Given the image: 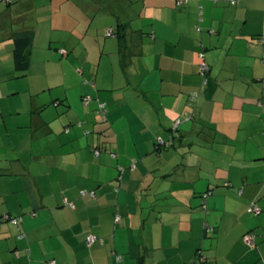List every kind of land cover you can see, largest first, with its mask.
Masks as SVG:
<instances>
[{
	"label": "crops",
	"instance_id": "crops-1",
	"mask_svg": "<svg viewBox=\"0 0 264 264\" xmlns=\"http://www.w3.org/2000/svg\"><path fill=\"white\" fill-rule=\"evenodd\" d=\"M80 2L0 0V101L14 98L8 114L16 115L0 121L15 129L0 144V264H193L198 249L207 259L201 264H264V40L257 39L264 0H202L200 31L197 0H92L97 6L86 27ZM117 22L128 25L121 46L106 35ZM54 29L65 34H49ZM18 35L30 38L29 60L48 36V50L56 46L67 58L98 46L88 103L66 108L61 92L43 94V84L24 78L15 82L14 74L28 70L14 66ZM199 51L210 65L205 84L197 72ZM105 53L112 59L100 80ZM202 84L193 110L188 94ZM100 102L106 120L95 124ZM46 104L54 105L50 118L41 112ZM2 110L0 104V116ZM188 110L193 119L185 118ZM177 117V148L155 151V137L167 138ZM188 153L196 157L190 173ZM208 162L229 168L213 172ZM178 164L181 174H172ZM159 177L170 182L165 190L152 189ZM207 189L203 210L200 194ZM251 200L261 208L258 216L245 211ZM247 230L255 235L252 250L242 241ZM88 234L99 240L88 245Z\"/></svg>",
	"mask_w": 264,
	"mask_h": 264
},
{
	"label": "rangeland",
	"instance_id": "rangeland-1",
	"mask_svg": "<svg viewBox=\"0 0 264 264\" xmlns=\"http://www.w3.org/2000/svg\"><path fill=\"white\" fill-rule=\"evenodd\" d=\"M83 7V15H82V22L84 26L86 27V23L89 17L93 14V10L91 9L92 6H97L95 4H92V0H81ZM80 2V3H81ZM97 8V7H96ZM93 19V18H92ZM89 22L88 24H90ZM95 27L91 26L89 27L88 31L89 33L94 32ZM48 29H46L47 31ZM50 30L49 34L54 33L57 34H65L62 30L57 29ZM61 31V32H60ZM60 32V33H59ZM51 38V37H50ZM87 38V37H86ZM103 39L104 37L101 36ZM107 38V37H106ZM46 46L41 47L38 46L37 49H34L33 55L31 57L30 67L26 71V73H18V76L14 74L16 77L15 82H20L23 78L25 81L31 80L35 84H43V87H46V91L43 94H48L50 92H58L62 93L63 95H66L67 99L64 101L65 107L70 109H79L83 107L82 102V94L87 93L88 95L91 94L89 91V87L93 86V77L95 75V71L97 69V64L99 63V59L101 57V52L98 46L94 44V46H88L86 51L77 52V54H73L70 58H67L66 56L61 55L60 48H56V46L52 47L50 50H48L47 43L50 40L49 36L46 38ZM84 41L88 44L89 42L84 39ZM70 54V53H69ZM112 59V55L110 54H103L101 61H100V80L101 75L109 72L110 68V61ZM90 65L93 66L92 70H89ZM7 69L4 67V72H6ZM85 71V72H84ZM84 72V73H83ZM24 74V75H23ZM52 84H55V86L48 87ZM48 87V88H47ZM22 94V93H21ZM24 94V93H23ZM26 94V93H25ZM86 95V94H84ZM64 97V96H63ZM15 100L11 96L7 98H4L3 101H0V104H3L4 113L2 116H0V121L3 118L4 120L11 122L12 120L16 119L15 114H8L9 110L13 111L14 103L12 102ZM49 101V100H48ZM78 101V102H77ZM48 103V102H46ZM67 104H69V107H67ZM105 103V102H104ZM47 105V104H46ZM54 106L53 104L47 105L41 112H43L47 117L50 118V108ZM105 109L106 104H105ZM96 112V109H95ZM13 113V112H12ZM97 113V112H96ZM99 119L98 123L95 124H103L102 121V115L98 114ZM23 117V115H21ZM3 124V122H1ZM4 129L3 132L0 133V144L2 147H4L5 143L8 142L11 138V135H15L13 131L15 132V129L12 125H9V127L5 130V127H0V130ZM4 151H9V149H3ZM228 151L229 148L227 149ZM233 153H235V149L232 148ZM10 152V151H9ZM185 155V154H184ZM213 157L218 156V153H214L212 155ZM186 164L185 167L186 173L194 172L196 170V167L193 168L194 161L196 160V157L192 156L190 153L185 155ZM191 158V159H190ZM213 159V158H212ZM227 159V158H226ZM218 162V161H217ZM226 162H229V159L226 160ZM208 165L205 166L206 169H209L213 172H225L229 168L225 162H222L217 165H215L213 162H208ZM183 166L178 169V174H181ZM153 185H155L152 189H155L157 187L161 188L162 190H165L166 184H170V182L167 181H161V177L154 180ZM229 215L226 214V219ZM229 223V221H226ZM214 235V233H211V237Z\"/></svg>",
	"mask_w": 264,
	"mask_h": 264
},
{
	"label": "trees",
	"instance_id": "trees-1",
	"mask_svg": "<svg viewBox=\"0 0 264 264\" xmlns=\"http://www.w3.org/2000/svg\"><path fill=\"white\" fill-rule=\"evenodd\" d=\"M6 1H9V0H6ZM184 1H187V0H176V4L180 5ZM201 1L202 0H197V2H198V16H197V18L198 19H197V23H196L195 27H196V29L198 31L201 30V26L199 25V23H200V21H202L201 15H202V11H203V9H202L203 6H202ZM223 1L226 2V4H229V5H234L237 2V0H233V1H231V0H223ZM127 26H128L127 23L117 22V24L114 26L113 29L107 30V31H110V34H107V31H106V35L107 36L116 37L118 39V42H119L120 46H121L123 44L124 39H125V35H126L125 30H126ZM257 39L262 43L263 40H264V32H261V34H259ZM14 43H15V47L13 49V61H14L15 69L17 71H25L29 67V59H27V57H25L24 49L27 46L30 45V38L27 35H18V36L15 37ZM123 55L124 54H122V56ZM197 56H198V59H199V62L197 64V72H198V74H200L203 77V80H204L203 84H205L207 76L210 73V65L207 62L205 54H204L203 51H199ZM260 61H261V64L263 65V67H264V51L262 52V54L260 56ZM202 64H204L205 67L201 69V65ZM203 84L200 85L196 90L190 91L189 94H188V99H189L188 100V105L193 110L196 109V107H197V100H198L197 98L200 96ZM260 84L264 88V76L262 78H260ZM86 96L89 97L88 100H85ZM89 100H90V95L86 94V95L82 96V102L84 104H87ZM64 101L65 100H60L59 103H63L64 104ZM56 102H58V101H56ZM101 103L104 104L103 105V107H104V112L103 113L102 112H98L99 111V104H101ZM99 104L97 105L96 112H97V114H101L102 115V121L104 122L106 120L105 103L104 102H100ZM66 105H67V107H69V105L67 103H66ZM184 114H185V118L186 119L187 118L188 119H193L194 118L193 111H191V110L186 111ZM180 123H181V118L180 117H177L176 119L173 120L171 126L169 127V134H168L167 138H162L161 136H156L155 137V140H154V150L155 151L159 152V151H162V150H165V149H170V148L171 149H176L177 148V139L181 138V136H182L180 134V130H179ZM67 130L68 129H66V131ZM93 151L95 152L96 155H98L100 153L101 149H100L99 146H97V147L93 148ZM111 153H112V156L115 155L113 152H111ZM262 158L263 157H261V159ZM135 165H136L135 164V159H132L131 163L127 167H128V169L132 170V169L135 168ZM181 166H182V164L176 165L174 167V169L171 170V173L173 174V173L176 172L178 174V169L181 168ZM123 170H124V167H122V166L118 167V172L119 173H121ZM224 183H225L226 186H228V187L230 186L228 182H224ZM86 193H88L91 197H93V192H91V191L90 192L86 191V190H81L80 191L81 195H84ZM211 193H212L211 189H207V190L203 191L200 194V198L202 200L201 207L203 208V210H206L205 209V201H206V198ZM238 193H241V189H238ZM245 211L248 214H251L253 216H258L261 213V208L258 206L256 201L251 200L247 204ZM116 218H117L116 222H118L120 220V216L116 215ZM5 219H8L11 222H13L12 220L15 219L16 222L15 223L13 222L14 224H19L20 220H21L20 217H15V216L11 217L10 215H6ZM204 230L206 232L210 233L208 236H210L211 233L214 232V228L210 227L207 222L204 223ZM208 233H206V234H208ZM86 236H85V242L87 243ZM213 237H215V235H213L212 238ZM246 237H252V243L251 244L246 242V240H245ZM97 239L99 240V238L96 236V240ZM242 241H243L244 245L246 246V248L249 249V250H252V249H254L256 247L255 235L251 232V230H247L242 235ZM94 242H92V243H94ZM91 244H88V245H91ZM15 253H17V251H15ZM115 259H116V261H120L121 260V255L115 254ZM206 260H207L206 257L203 256L201 251L198 249L195 252L193 264H201L202 262H205ZM51 261L52 260H50L49 263L53 264V263H51Z\"/></svg>",
	"mask_w": 264,
	"mask_h": 264
},
{
	"label": "built area",
	"instance_id": "built-area-1",
	"mask_svg": "<svg viewBox=\"0 0 264 264\" xmlns=\"http://www.w3.org/2000/svg\"><path fill=\"white\" fill-rule=\"evenodd\" d=\"M231 1H233V0H231ZM107 34H110V31H107ZM205 67V65L204 64H202L201 65V69L202 68H204ZM89 99V97L88 96H86L85 97V100H88ZM103 103H101V104H99V111L98 112H104V107H103ZM116 220H117V218H116ZM14 223L16 222V220L15 219H13L12 220ZM96 240V236L95 235H92V234H88L87 236H86V241H87V243L88 244H91L92 242H94ZM245 240H246V242H248V243H252V237H246L245 238ZM51 263H54V260H52L51 261Z\"/></svg>",
	"mask_w": 264,
	"mask_h": 264
}]
</instances>
